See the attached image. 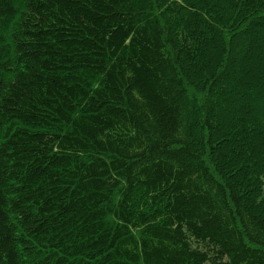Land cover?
Segmentation results:
<instances>
[{"label": "trees", "instance_id": "obj_1", "mask_svg": "<svg viewBox=\"0 0 264 264\" xmlns=\"http://www.w3.org/2000/svg\"><path fill=\"white\" fill-rule=\"evenodd\" d=\"M0 264H264V0H0Z\"/></svg>", "mask_w": 264, "mask_h": 264}]
</instances>
